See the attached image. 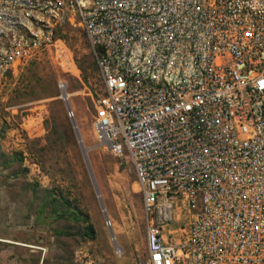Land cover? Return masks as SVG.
Listing matches in <instances>:
<instances>
[{
    "label": "built area",
    "instance_id": "built-area-1",
    "mask_svg": "<svg viewBox=\"0 0 264 264\" xmlns=\"http://www.w3.org/2000/svg\"><path fill=\"white\" fill-rule=\"evenodd\" d=\"M65 27L94 56V136L136 178L140 264H264V0H0V91Z\"/></svg>",
    "mask_w": 264,
    "mask_h": 264
},
{
    "label": "rangeland",
    "instance_id": "rangeland-1",
    "mask_svg": "<svg viewBox=\"0 0 264 264\" xmlns=\"http://www.w3.org/2000/svg\"><path fill=\"white\" fill-rule=\"evenodd\" d=\"M57 38L63 56L50 48L0 91V264H140L145 222L134 172L92 130L101 86L90 45L78 27ZM40 107L47 112L42 130H25L22 119Z\"/></svg>",
    "mask_w": 264,
    "mask_h": 264
},
{
    "label": "water",
    "instance_id": "water-1",
    "mask_svg": "<svg viewBox=\"0 0 264 264\" xmlns=\"http://www.w3.org/2000/svg\"><path fill=\"white\" fill-rule=\"evenodd\" d=\"M73 128H74V130H75V134H76L77 141H78V143H79V145H80V148H81V150H82V153H83V156H84V159H85V163H86L87 169H88V171H89L90 178H91V180L93 181V184H94L95 190H96V192H97V187H96V184H95V181H94V177H93L92 171H91V169H90L89 163H88L87 158H86V151H85V149H84V147H83V145H82L81 138H80V136H79V133H78V131H77V129H76L75 124H73ZM97 193H98V192H97ZM98 196H99V195H98ZM103 211H104V209H103Z\"/></svg>",
    "mask_w": 264,
    "mask_h": 264
},
{
    "label": "bare ground",
    "instance_id": "bare-ground-1",
    "mask_svg": "<svg viewBox=\"0 0 264 264\" xmlns=\"http://www.w3.org/2000/svg\"><path fill=\"white\" fill-rule=\"evenodd\" d=\"M67 95H68V98H70V95L67 93ZM62 97H64V96H62ZM98 194V193H97ZM99 195V194H98ZM98 198L100 199V197L98 196ZM101 207H102V209H104L103 208V206L101 205ZM105 212V211H104ZM105 214V213H104ZM106 216V215H105ZM112 236H113V233H112ZM0 241H2V240H0ZM119 249V248H118ZM120 250V249H119Z\"/></svg>",
    "mask_w": 264,
    "mask_h": 264
},
{
    "label": "trees",
    "instance_id": "trees-1",
    "mask_svg": "<svg viewBox=\"0 0 264 264\" xmlns=\"http://www.w3.org/2000/svg\"><path fill=\"white\" fill-rule=\"evenodd\" d=\"M60 30H61V29H60ZM60 30H59V31H60ZM87 221H88V219L86 218V222H87Z\"/></svg>",
    "mask_w": 264,
    "mask_h": 264
}]
</instances>
